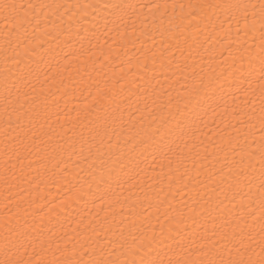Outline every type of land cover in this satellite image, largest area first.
<instances>
[{"label": "snow or ice", "instance_id": "1", "mask_svg": "<svg viewBox=\"0 0 264 264\" xmlns=\"http://www.w3.org/2000/svg\"><path fill=\"white\" fill-rule=\"evenodd\" d=\"M0 264H264V0H0Z\"/></svg>", "mask_w": 264, "mask_h": 264}]
</instances>
